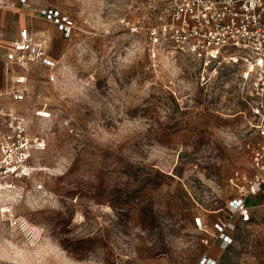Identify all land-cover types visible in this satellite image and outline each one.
I'll return each instance as SVG.
<instances>
[{"label":"rangeland","instance_id":"1","mask_svg":"<svg viewBox=\"0 0 264 264\" xmlns=\"http://www.w3.org/2000/svg\"><path fill=\"white\" fill-rule=\"evenodd\" d=\"M30 2L75 28L15 104L47 149L31 178L9 181L13 201L0 193L22 221L5 227L0 264H264V209L244 223L228 207L253 174L248 144L263 140L243 64L202 76L191 57L150 45L134 31L150 23V0Z\"/></svg>","mask_w":264,"mask_h":264},{"label":"built area","instance_id":"2","mask_svg":"<svg viewBox=\"0 0 264 264\" xmlns=\"http://www.w3.org/2000/svg\"><path fill=\"white\" fill-rule=\"evenodd\" d=\"M150 19L144 31L152 46H164L187 55L200 64L203 73L216 71L226 65L243 64V79L249 82L246 103L250 115L257 122L252 126L263 140L256 146L250 143L253 174L243 178L241 194L229 201L228 207L244 223L252 219L254 206L248 200L259 196L264 186V0H150ZM43 17L61 28L64 38L74 32V21L58 10L43 8ZM9 59L28 70L41 65L53 72L58 63L48 57L49 40L36 38L27 29L11 43ZM55 81V73H50ZM27 86L0 87V187L15 190L9 181L29 179L36 171L33 156L47 149V140L30 133V120L15 108L25 100ZM1 190V189H0ZM22 221L11 207H0V239L6 226L20 227ZM198 229L206 225L201 217L195 218ZM220 239L231 243L226 226L216 223ZM208 242V241H207ZM201 264H217L204 256Z\"/></svg>","mask_w":264,"mask_h":264},{"label":"crops","instance_id":"3","mask_svg":"<svg viewBox=\"0 0 264 264\" xmlns=\"http://www.w3.org/2000/svg\"><path fill=\"white\" fill-rule=\"evenodd\" d=\"M42 9L33 6L30 0H0V87L17 86L20 80L27 83L29 70L9 59L13 51L11 43L19 37L22 30L27 29L36 38L46 37L49 40L48 57L58 63L59 56L54 55L52 49L59 44L63 45L66 40L63 38L62 33L57 30L58 26L48 22L43 17ZM17 69L24 73H17ZM248 203L254 206L255 209H264V186L260 187L259 196L249 199ZM225 214L223 213L221 216L230 217L229 214ZM217 221L222 224L221 218H217ZM224 244L226 243L224 242Z\"/></svg>","mask_w":264,"mask_h":264},{"label":"bare ground","instance_id":"4","mask_svg":"<svg viewBox=\"0 0 264 264\" xmlns=\"http://www.w3.org/2000/svg\"><path fill=\"white\" fill-rule=\"evenodd\" d=\"M0 189H1V190H0V193H4V194L6 193L7 195H8V193H11V192H9V191H11V190H7V189H5V190H7V191H3V190H2V187H0ZM13 199H14V197H11V196L8 195V200H9V201H13Z\"/></svg>","mask_w":264,"mask_h":264}]
</instances>
